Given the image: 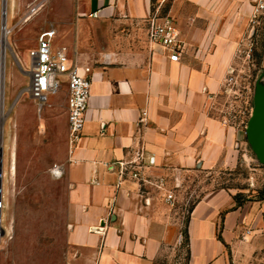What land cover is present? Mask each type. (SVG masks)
<instances>
[{"label": "crops", "instance_id": "1", "mask_svg": "<svg viewBox=\"0 0 264 264\" xmlns=\"http://www.w3.org/2000/svg\"><path fill=\"white\" fill-rule=\"evenodd\" d=\"M61 4L53 28L80 71L91 67L92 81L84 128L70 138L66 105L63 146L49 169L64 184L66 262L155 264L180 234L159 185L174 193L185 171L231 163L236 132L211 108L224 88L235 40L246 31V2ZM155 14L179 28V57L149 42ZM14 42L22 46L21 35ZM139 152L156 158L144 169L147 182L120 179L113 165ZM187 235V264H264V199L239 202L227 189L210 190L192 207Z\"/></svg>", "mask_w": 264, "mask_h": 264}, {"label": "rangeland", "instance_id": "2", "mask_svg": "<svg viewBox=\"0 0 264 264\" xmlns=\"http://www.w3.org/2000/svg\"><path fill=\"white\" fill-rule=\"evenodd\" d=\"M57 1L59 5H55ZM260 1L245 0L246 31L235 40L236 52L224 88L214 97L211 108L212 115L236 132L231 163L184 172L168 212L178 223V243L164 246L155 264L188 263L189 214L206 192L224 188L239 202L264 199V163L253 150L246 133L257 109L258 87L264 98V9L253 17ZM2 3L0 0V37ZM61 3L62 0H6V24L10 32L3 58L2 100L0 95V116L1 103L6 116L0 177L3 202L0 264H67L64 193H61L64 184L55 181L49 172L64 142L67 96L65 88L50 96L40 113L37 103L27 92L29 51L36 46L39 33L53 27V13H63ZM38 4V11L32 14L30 9ZM157 5L155 1L154 10L158 9ZM20 35L23 44L17 46L14 40ZM58 38L57 33L55 46L67 43ZM2 47L0 43V70Z\"/></svg>", "mask_w": 264, "mask_h": 264}, {"label": "built area", "instance_id": "3", "mask_svg": "<svg viewBox=\"0 0 264 264\" xmlns=\"http://www.w3.org/2000/svg\"><path fill=\"white\" fill-rule=\"evenodd\" d=\"M38 7L39 4L34 5L30 12L35 14L39 9ZM263 9L264 1L261 0L253 11V17L256 18ZM91 16L97 17L98 13L95 12ZM6 27L4 28L1 25L2 30ZM56 36L57 32L53 27L41 31L36 46L29 51L30 67L28 73L30 82L27 92L37 103L38 112L41 113L49 97L59 93L66 87L69 135L71 139H75L82 132L86 121L85 115L92 84L89 77L91 67H82L83 70L80 71L77 61L70 57L68 47L66 45H54ZM148 38L151 44L159 45L170 51L174 57H179L182 53L184 43L179 28L171 19L157 14L152 16L149 19ZM155 161L154 155L139 152L135 158L118 161L113 167L116 168L120 179L131 177L147 182L144 178V169L153 165ZM159 186L165 190L166 200L173 202L175 200L173 191L166 190L163 183ZM2 207L3 202L0 199V237L2 236Z\"/></svg>", "mask_w": 264, "mask_h": 264}, {"label": "water", "instance_id": "4", "mask_svg": "<svg viewBox=\"0 0 264 264\" xmlns=\"http://www.w3.org/2000/svg\"><path fill=\"white\" fill-rule=\"evenodd\" d=\"M6 1L2 3V26L6 27ZM5 49L2 47V59H1V70H0V95L2 100V92L4 90V55ZM257 109L255 114L249 121L246 133L249 143L251 144L253 150L258 155L262 163H264V98L260 95V87L257 88ZM6 116H0V177L2 176V147H3V128ZM1 188V182H0Z\"/></svg>", "mask_w": 264, "mask_h": 264}, {"label": "bare ground", "instance_id": "5", "mask_svg": "<svg viewBox=\"0 0 264 264\" xmlns=\"http://www.w3.org/2000/svg\"><path fill=\"white\" fill-rule=\"evenodd\" d=\"M9 32H10V30L8 29V27H6V29L3 28V30H2V36L0 38V43L3 45V49H5V46L7 45L6 39H7V35ZM4 115H5V113L3 111V105L1 103V116H4ZM13 168H14V166H13Z\"/></svg>", "mask_w": 264, "mask_h": 264}, {"label": "trees", "instance_id": "6", "mask_svg": "<svg viewBox=\"0 0 264 264\" xmlns=\"http://www.w3.org/2000/svg\"><path fill=\"white\" fill-rule=\"evenodd\" d=\"M187 240H188V235H187ZM188 258H189V250H188Z\"/></svg>", "mask_w": 264, "mask_h": 264}]
</instances>
